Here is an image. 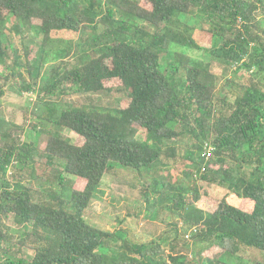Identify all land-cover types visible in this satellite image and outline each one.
<instances>
[{
	"label": "trees",
	"instance_id": "trees-1",
	"mask_svg": "<svg viewBox=\"0 0 264 264\" xmlns=\"http://www.w3.org/2000/svg\"><path fill=\"white\" fill-rule=\"evenodd\" d=\"M258 2L0 0V63L6 69L21 66L6 35L5 23L10 20L15 21L17 34L38 28L44 35L40 60L43 55L45 60L55 34L62 32L80 36L73 55H91L72 70L61 61L43 75L30 65V77L43 81L41 99L68 91L99 93L111 81H119L129 96V103L116 112L61 101L48 105L47 114L38 120L54 130L43 151L35 143H23L14 131L17 125L0 116V175L14 166L33 168L34 178L38 150L47 162L43 169L54 168L55 161L61 165L54 175L61 193H53L49 201L36 200L31 186L3 180L0 264H231L223 258H240L244 250L264 253V84L248 86L231 106V114L216 123V74L210 63L197 61L185 49L205 50L192 32L208 25L212 59L242 65L264 83V31L262 36L253 32L264 0ZM12 55L14 61L8 65ZM3 96L0 89V107ZM63 130L75 133L76 143L63 137ZM141 130L146 131V140L138 138ZM188 135L193 150L187 152V161L202 181L228 194L216 200L196 187L189 197L177 181L166 177L168 183L159 180L153 185L159 197L150 211L173 202L174 210L184 212L186 225L199 228L193 238L204 244L199 252L191 257L186 244L178 242V225L173 240L165 237L136 245L123 235L121 244L115 245L111 233L87 222L107 174L117 167L143 174L168 166L167 160L176 166L178 143ZM209 148L212 159L206 156ZM229 161L238 167L229 166ZM41 178L46 184L55 183ZM68 189L69 200L64 197ZM11 217L21 226L17 241L11 240L4 223ZM25 249L34 254L27 255Z\"/></svg>",
	"mask_w": 264,
	"mask_h": 264
},
{
	"label": "rangeland",
	"instance_id": "rangeland-1",
	"mask_svg": "<svg viewBox=\"0 0 264 264\" xmlns=\"http://www.w3.org/2000/svg\"><path fill=\"white\" fill-rule=\"evenodd\" d=\"M252 1L258 2L259 0ZM5 24L6 35L12 48L18 51L21 66L13 71L6 69V65L0 63V89L4 91V96L1 99L0 116L17 125L14 131L20 135L23 143H35L42 151L46 147L49 136H52L54 129L52 125L41 124L38 117L39 115L47 114L48 105H53L54 103L60 105L61 101V103H72L81 107H94L104 111L116 112L129 103L128 92L119 81H111L107 84L108 89L99 93L82 94L68 91L64 95L41 99L40 91L43 81L41 78L37 80V78L32 79L30 77L28 72L30 65L39 67L41 69L40 73L43 75L47 69L61 61L65 62L66 69L72 70L74 66L83 65L89 61L91 55H73L74 46L80 36L75 33L62 32L55 34V40L45 50V60L43 59L44 55L40 60L38 58V48L42 47L44 35L39 29L24 28L21 34H17L13 30L15 21L12 22L10 20ZM209 29L210 27L206 25L205 29L197 28L196 31L192 32L193 40L205 49L203 52L194 51L190 48L185 49L197 61L210 63L213 73L216 74L217 101L215 102L216 113L214 121L217 123L231 114V106L248 86L255 83L262 86L264 83H260L261 76L254 78L253 74L251 75L242 65L228 66L212 59L211 51L209 50H211L213 42ZM263 31L264 2L259 5L257 24L253 32L262 36ZM69 52L71 54H68ZM13 55L8 65L13 63ZM18 72H20L21 76ZM36 129L38 131H35ZM61 135L65 138H70L76 143L77 135L72 131L63 130ZM138 138L146 140V131L141 130ZM192 145L189 135L178 143L179 158L176 160V166L173 165V162L170 163L167 160L168 166L161 165L151 170V172L143 174L121 167H117L115 171L107 174L94 195L90 206L91 215L88 217L87 222L98 229L111 233L114 240L112 242L115 245L121 244L120 236L123 235L131 244L136 245L161 241L165 237L173 240L176 237L174 226L178 225V230L180 231L178 242L186 244L187 248L192 252L190 256L193 257L195 254L193 252H199L204 247V244L202 242L199 243L197 239L185 241V235L194 227L191 228V224L186 225V222L181 217L184 212L174 210L173 202L171 201L169 203L164 202L162 205L158 204V207L150 211V204H156L155 199L159 197V193L155 191L153 185L159 180L168 181L166 177H171L170 180L173 178L174 181H177L178 187L185 189L186 196L189 197L196 187L201 194H210L216 200H221L228 194V190L202 181L200 174L197 173L198 171L191 165V162L187 161V152L193 150ZM42 151L38 150V156H35L38 164L34 166V173L36 174L34 178L32 176L33 168L20 170L11 166L5 175H0V185L3 180L13 183L20 181L23 185L33 188L36 200L44 198L49 201L51 200L50 195L61 193L59 181L54 180L57 167H61V165L58 164V161H55L54 168L43 169L42 164L47 162L45 158L42 159L44 155ZM194 152L196 158L199 157V152L197 150H194ZM205 162L207 163L209 160H205ZM227 164L233 168L238 167V164L233 161H229ZM190 170L192 172L189 173ZM41 177H48L55 183L50 184L47 182L48 184H46ZM71 196V189L64 192L66 199H71ZM4 223L7 226L6 229L9 231L11 240L17 241L22 234L19 222L11 217L5 219ZM164 246L169 249V245ZM24 251L30 256L34 254L31 250L25 249ZM223 259H226L231 264H264V253L255 249L244 250L240 258L225 256Z\"/></svg>",
	"mask_w": 264,
	"mask_h": 264
},
{
	"label": "built area",
	"instance_id": "built-area-1",
	"mask_svg": "<svg viewBox=\"0 0 264 264\" xmlns=\"http://www.w3.org/2000/svg\"><path fill=\"white\" fill-rule=\"evenodd\" d=\"M213 152V148H209L208 152L206 153L207 158L209 159L212 155ZM199 232V228L198 227H194L192 228L186 235H185V239L188 241H192L194 236Z\"/></svg>",
	"mask_w": 264,
	"mask_h": 264
}]
</instances>
